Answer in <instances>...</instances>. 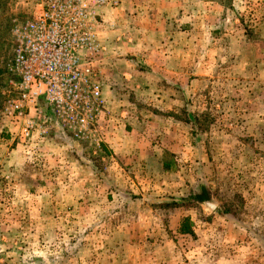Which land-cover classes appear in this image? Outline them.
Listing matches in <instances>:
<instances>
[{
    "label": "rangeland",
    "instance_id": "obj_1",
    "mask_svg": "<svg viewBox=\"0 0 264 264\" xmlns=\"http://www.w3.org/2000/svg\"><path fill=\"white\" fill-rule=\"evenodd\" d=\"M39 1L0 0V264H264V0H103L96 128L21 145L1 113Z\"/></svg>",
    "mask_w": 264,
    "mask_h": 264
},
{
    "label": "built area",
    "instance_id": "obj_2",
    "mask_svg": "<svg viewBox=\"0 0 264 264\" xmlns=\"http://www.w3.org/2000/svg\"><path fill=\"white\" fill-rule=\"evenodd\" d=\"M103 0H40L14 31L13 99L1 116L17 127L18 144H37L53 125L96 128L103 83V46L96 28Z\"/></svg>",
    "mask_w": 264,
    "mask_h": 264
},
{
    "label": "trees",
    "instance_id": "obj_3",
    "mask_svg": "<svg viewBox=\"0 0 264 264\" xmlns=\"http://www.w3.org/2000/svg\"><path fill=\"white\" fill-rule=\"evenodd\" d=\"M192 199H194L195 201L201 204L210 201L208 189L203 188L200 193H194V195L192 196ZM179 233L181 235H191V236L194 235V231L190 225V219L188 218L183 219L181 223V227L179 229Z\"/></svg>",
    "mask_w": 264,
    "mask_h": 264
},
{
    "label": "crops",
    "instance_id": "obj_4",
    "mask_svg": "<svg viewBox=\"0 0 264 264\" xmlns=\"http://www.w3.org/2000/svg\"><path fill=\"white\" fill-rule=\"evenodd\" d=\"M114 142H115L116 144L119 143L117 140H114ZM129 224H130L129 222H128V223L126 222V225H125L126 228L124 227V228H123V231H124V233L126 232L128 235L131 236V230L129 231V229H128ZM176 230H177V229H176Z\"/></svg>",
    "mask_w": 264,
    "mask_h": 264
}]
</instances>
